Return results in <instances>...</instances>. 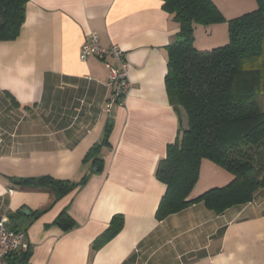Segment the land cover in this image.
I'll return each instance as SVG.
<instances>
[{
	"label": "crops",
	"instance_id": "0c3cea01",
	"mask_svg": "<svg viewBox=\"0 0 264 264\" xmlns=\"http://www.w3.org/2000/svg\"><path fill=\"white\" fill-rule=\"evenodd\" d=\"M91 32L126 53L124 106L107 108V64L119 63L80 60ZM179 32L160 0H30L20 36L0 43V219L25 232L28 264H264V191L220 215L198 203L156 219L166 192L158 165L187 129L165 84ZM45 176L72 190L58 198L23 183ZM232 178L203 160L191 198ZM63 212L74 223L66 232ZM117 215L120 234L94 246Z\"/></svg>",
	"mask_w": 264,
	"mask_h": 264
},
{
	"label": "trees",
	"instance_id": "16d2710c",
	"mask_svg": "<svg viewBox=\"0 0 264 264\" xmlns=\"http://www.w3.org/2000/svg\"><path fill=\"white\" fill-rule=\"evenodd\" d=\"M29 1L0 0V43L20 36ZM160 1L180 28L177 40L168 46L165 84L171 106L186 114L187 129H180L158 165L156 178L166 185V192L156 219L163 221L198 203L220 215L264 191V0H256V10L229 20L212 0ZM222 22L228 24V45L197 50L196 26ZM100 147L88 152L95 163ZM203 160L233 178L226 186L192 199ZM23 183L47 186L58 198L72 190L69 182L49 176ZM56 224L65 232L74 227L66 212ZM123 224L121 215L114 216L94 246L114 239ZM30 254L13 255L12 264H28Z\"/></svg>",
	"mask_w": 264,
	"mask_h": 264
},
{
	"label": "built area",
	"instance_id": "2783aa9c",
	"mask_svg": "<svg viewBox=\"0 0 264 264\" xmlns=\"http://www.w3.org/2000/svg\"><path fill=\"white\" fill-rule=\"evenodd\" d=\"M91 57L100 59L111 58L119 63L118 67L107 64L110 72L109 86L113 93L108 101L107 108L114 105L124 106L129 91V64L126 53L117 45L104 47L100 44L99 36L91 32L80 50V60L86 62ZM30 251V244L23 231L9 228L8 220L0 219V264H8V259L13 255L25 254Z\"/></svg>",
	"mask_w": 264,
	"mask_h": 264
},
{
	"label": "rangeland",
	"instance_id": "374dc122",
	"mask_svg": "<svg viewBox=\"0 0 264 264\" xmlns=\"http://www.w3.org/2000/svg\"><path fill=\"white\" fill-rule=\"evenodd\" d=\"M227 19H233L258 8L256 0H212ZM194 46L199 51H211L229 43L228 24L204 27L197 25Z\"/></svg>",
	"mask_w": 264,
	"mask_h": 264
}]
</instances>
